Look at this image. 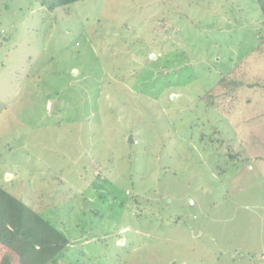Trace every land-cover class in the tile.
Masks as SVG:
<instances>
[{
	"label": "rangeland",
	"instance_id": "rangeland-1",
	"mask_svg": "<svg viewBox=\"0 0 264 264\" xmlns=\"http://www.w3.org/2000/svg\"><path fill=\"white\" fill-rule=\"evenodd\" d=\"M47 2L0 0V185L49 264H264V5Z\"/></svg>",
	"mask_w": 264,
	"mask_h": 264
},
{
	"label": "trees",
	"instance_id": "trees-1",
	"mask_svg": "<svg viewBox=\"0 0 264 264\" xmlns=\"http://www.w3.org/2000/svg\"><path fill=\"white\" fill-rule=\"evenodd\" d=\"M76 1L79 0H48L46 9L52 12ZM257 2L264 5L262 0ZM65 210L70 211L69 208ZM68 240L53 221L0 185V243L17 254L22 259L21 264L54 262Z\"/></svg>",
	"mask_w": 264,
	"mask_h": 264
},
{
	"label": "water",
	"instance_id": "water-1",
	"mask_svg": "<svg viewBox=\"0 0 264 264\" xmlns=\"http://www.w3.org/2000/svg\"><path fill=\"white\" fill-rule=\"evenodd\" d=\"M129 141H131V137H129Z\"/></svg>",
	"mask_w": 264,
	"mask_h": 264
}]
</instances>
